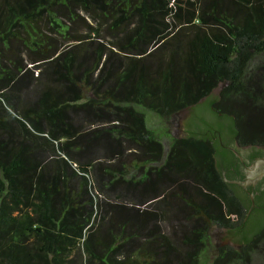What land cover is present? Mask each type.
Instances as JSON below:
<instances>
[{
	"label": "trees",
	"instance_id": "obj_1",
	"mask_svg": "<svg viewBox=\"0 0 264 264\" xmlns=\"http://www.w3.org/2000/svg\"><path fill=\"white\" fill-rule=\"evenodd\" d=\"M262 52L264 0H0V264L243 258L264 211L249 213L250 194L231 182L230 146L263 153L264 125L247 126L226 101L250 96L244 76ZM187 108L186 135H172L170 117ZM166 174L178 191L151 212L136 207L135 188ZM176 199L201 222L183 240L192 252L143 233ZM213 228L238 247L217 246Z\"/></svg>",
	"mask_w": 264,
	"mask_h": 264
},
{
	"label": "rangeland",
	"instance_id": "obj_2",
	"mask_svg": "<svg viewBox=\"0 0 264 264\" xmlns=\"http://www.w3.org/2000/svg\"><path fill=\"white\" fill-rule=\"evenodd\" d=\"M30 69L32 70L28 73H32L34 71L35 76L40 74L34 67H31ZM31 81V76L26 75L25 78L21 80L22 88L19 91H21V96L24 99L28 95V92L31 91V88H33V83L29 84ZM243 82L245 89L249 92L250 96L245 94H236L228 98L226 102L232 103L231 108L233 110H241L243 112V116L245 118L244 120L246 121L247 126L264 125V93L262 94V91L264 90V52L254 55L248 63ZM79 111L73 110L70 116L75 123H80L82 121L84 125V122H86L85 113L84 111ZM188 115L189 110L187 108L182 110L178 116L176 115L170 117L168 127L172 135L177 137L186 135L184 131ZM101 142L95 143L96 145H94V147H98L97 149H99L100 152H94L92 154L93 157L104 158V147L112 144L111 140L108 139H106L103 143ZM248 146L251 147L250 145H246L242 148H247ZM110 149H112L111 146ZM167 175L168 174L163 177H152V179H150L151 181L149 180L147 185L150 187L152 184H155L152 185V188L140 186L139 188H135V191H133L132 194L130 193L131 195H129V197L134 199L135 203H139L136 204V207L140 208L142 211L151 212L155 209V207H157L158 202H161L163 198L165 199V197H167L166 199L168 200L169 196H173V194L178 191L180 181L174 178L169 180ZM187 183H192L191 178L187 180ZM169 201H172V199ZM176 203L179 207L173 208L171 214L166 219L158 218V220H152L151 218H148V222H144L145 228L143 233L147 235L156 229L161 230V233H165L174 245L183 248V252H192L197 246L185 245L183 240L186 234H191L194 228L198 226L201 228V222L193 219L191 215L189 216V212H186L184 204L179 199H176ZM167 211L170 212L169 209H167ZM211 233L217 246L220 245L222 247L226 244H232L234 247H238V243L230 238L229 231L224 229L218 231L213 228ZM159 251L161 252L160 249ZM213 255L215 256V253ZM213 255L209 256L213 257ZM224 264H264V232L243 258L231 255Z\"/></svg>",
	"mask_w": 264,
	"mask_h": 264
},
{
	"label": "flooded vegetation",
	"instance_id": "obj_3",
	"mask_svg": "<svg viewBox=\"0 0 264 264\" xmlns=\"http://www.w3.org/2000/svg\"><path fill=\"white\" fill-rule=\"evenodd\" d=\"M230 147L237 151L243 159L241 160L238 154L235 153L239 157V164H235V166L233 165L230 169L234 172L237 179L243 180L246 174V167L249 166L256 158L263 157L264 152L260 154L249 146V149L244 151L242 147H239L237 144ZM245 189L248 191L253 200V206L249 210V213L253 210L264 211V178L256 186L247 187ZM255 198H257V203L255 202Z\"/></svg>",
	"mask_w": 264,
	"mask_h": 264
},
{
	"label": "water",
	"instance_id": "obj_4",
	"mask_svg": "<svg viewBox=\"0 0 264 264\" xmlns=\"http://www.w3.org/2000/svg\"><path fill=\"white\" fill-rule=\"evenodd\" d=\"M221 89H222L221 85L219 87H217V89L213 92V97L218 96ZM188 110H189V115H190L191 111L189 108H188ZM242 149L244 151H247L249 149V147L242 148ZM236 153H237V151H236ZM237 154L241 158V160H243L242 157L239 155V153H237ZM245 171H246V174H245V178L243 180H231V182L236 183V184L242 186L243 188L256 186L264 178V156L256 158L249 166L246 167ZM229 236L233 241L238 243V240H237L238 238L235 236V234L229 233Z\"/></svg>",
	"mask_w": 264,
	"mask_h": 264
}]
</instances>
